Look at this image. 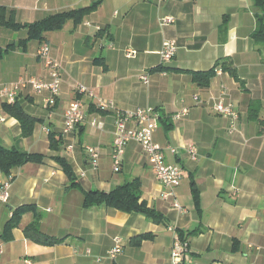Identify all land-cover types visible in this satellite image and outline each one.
<instances>
[{
    "label": "crops",
    "instance_id": "crops-1",
    "mask_svg": "<svg viewBox=\"0 0 264 264\" xmlns=\"http://www.w3.org/2000/svg\"><path fill=\"white\" fill-rule=\"evenodd\" d=\"M98 1L99 7L82 23L70 20L46 34L49 56L60 64L62 80L54 104L47 103L48 90L37 93L28 87L18 93L24 110L40 120L31 137L22 136L19 122L3 109L7 99L0 97V145L46 156L43 163L13 168L10 178L0 171V182L12 179L10 200L0 207V264H172L178 231L189 242L185 264H264V45L253 38L257 14L264 16V11L254 0H0V7L13 10L17 22L31 23ZM164 17L175 22L163 24ZM99 30L105 32L99 35ZM26 38V30L0 28V48L16 45L0 59V87L11 89L21 79L51 81L45 59L38 56L40 43L30 41L25 50L18 46ZM168 40L178 49L163 63L159 53ZM128 50L137 56L127 58ZM224 58L233 60L242 83L221 68L209 87L193 81L192 72L208 71ZM80 87L114 101L119 109H152L162 117L153 140L179 151H166V159L182 169L175 191L184 210L174 208L173 199L161 198L165 188L138 143L127 145L122 169L114 172L115 114L91 111L95 101ZM76 100L83 103L86 120L64 134L65 113ZM218 101L232 103L239 120L217 114ZM252 101L258 102V120L250 116ZM184 109L188 113L175 118ZM90 118L103 126H92ZM52 134L61 140L57 150L51 148ZM190 143L198 148L197 161L187 153ZM88 147L99 152L96 169ZM58 156L72 165L85 190L110 192L139 178L142 200L165 222L105 205L84 208L83 193L70 187ZM23 205L37 208L45 234L65 241L49 246L30 240L24 228L35 219L34 212L25 214L12 238L5 240L7 222ZM198 228L203 231L188 235ZM142 234L154 237L134 246L131 240ZM116 238L122 240L123 252L109 260L106 255Z\"/></svg>",
    "mask_w": 264,
    "mask_h": 264
},
{
    "label": "trees",
    "instance_id": "trees-1",
    "mask_svg": "<svg viewBox=\"0 0 264 264\" xmlns=\"http://www.w3.org/2000/svg\"><path fill=\"white\" fill-rule=\"evenodd\" d=\"M102 1L95 2L90 6L63 11L56 14L49 15L41 20L31 23H19L16 21L15 12L8 11L5 7H0V28H8L10 30H26L27 38L19 42L18 46L26 49L30 41H38L40 46L47 44L45 42L46 34L59 31L63 29L65 24L72 20L76 24H80L84 21L87 15L93 13L101 4ZM255 6L264 11V0H254ZM99 35L105 31L99 30ZM253 38L260 45H264V16L257 14V28L253 33ZM16 45H10L7 49L0 48V59L3 58L6 52L15 48ZM221 68L223 72H228L237 82L242 83L238 77L237 70L234 66V62L231 58L220 59L216 62L215 66L205 72H192L193 81L201 87H209L212 80L216 76V71ZM161 70L162 68H158ZM177 71V70H176ZM179 72V71H177ZM3 109L10 116L15 118L21 127L23 137H31L34 133V129L40 120L30 116L20 103L18 96L14 103H5ZM91 111H97L101 114H106L108 111H102L96 106L90 105ZM250 116L252 119H257L259 116V106L257 101H252L250 105ZM162 121V117L159 118V124ZM51 148L57 150L61 144V140L54 134L50 136ZM46 156L40 153H26L18 150L17 148H7L0 145V171L7 175V178L11 177V170L16 167H21L28 163H43ZM55 160L60 164L65 174L71 181V188L78 189L83 193V207L92 208L95 206L105 205L110 208H114L119 211L127 213H140L144 214L148 218L153 219L157 223H164V216L153 208H150L147 203L142 200V183L139 178H135L124 184L117 186L110 192L101 190H85L81 184L77 181V177L74 173L72 165L62 157H55ZM12 180V179H11ZM193 195L196 207L200 211V198L198 190L195 187L194 181H192ZM29 212L35 213V219L24 228L26 236L35 243L42 245H56L63 243L65 239H59L45 234L40 228L41 214L37 211L34 205H23L14 210L11 219L5 226L4 239L10 240L12 238V230L20 227L22 218ZM202 228L195 229L188 233L189 236L196 235L202 232ZM179 236L182 239H187L184 232L178 231ZM154 235L142 234L134 237L131 243L134 246H140L144 241L153 239Z\"/></svg>",
    "mask_w": 264,
    "mask_h": 264
},
{
    "label": "built area",
    "instance_id": "built-area-1",
    "mask_svg": "<svg viewBox=\"0 0 264 264\" xmlns=\"http://www.w3.org/2000/svg\"><path fill=\"white\" fill-rule=\"evenodd\" d=\"M156 3H163L167 0H149ZM175 19L173 17L162 18L163 24H173ZM177 43L173 40H168L163 43L160 51V56L163 63L170 62L176 52ZM50 47L47 44H43L39 47L38 56L44 58L46 66L50 69L51 81L45 82L31 78L28 80L21 79L14 86L9 89L6 87H0V97L7 99L8 103H14L18 93L22 89L32 87L37 93H42L44 90H48L51 93V97L47 99L48 104H54L57 97L59 96L62 74L60 64L52 59L50 56ZM137 52L134 50H128L126 52L127 58H135ZM143 81H149V75L144 74L142 76ZM82 93L89 95L93 99L96 108L102 111H113L115 114V138L112 147V163L114 172L118 173L122 169L123 157L127 145L131 142L138 143L144 154L148 159V163L155 174L156 179L163 185L165 191L162 192L161 198L165 201L172 200V206L180 211L184 210L182 205L176 199V189L181 185L182 182V169L175 164H169L166 159V151H170L173 155H178L179 151L176 148L168 147L163 148L156 144L153 140V135L159 128V114L152 109H138L136 111L122 110L116 107L114 101L107 100L104 98H96L92 91L87 90L85 87H80ZM195 100L199 98L195 96ZM83 103L81 101H73L66 113L64 123V134L72 133L80 124H82L86 117L83 113ZM214 111L224 117L237 121L240 118L239 112L235 109L232 103H224L218 101L214 105ZM188 111L184 109L181 113H178L175 118H180L186 115ZM2 119L0 118V125ZM92 126L102 127L103 124L97 119L89 120ZM70 150L73 147H69ZM187 153L191 160H198V148L194 143L187 145ZM89 157L91 159L92 166L96 169L99 166V152L94 147L87 148ZM11 179H7L0 182V207L7 204L11 196ZM234 195H238V190L235 191ZM122 240L120 238L115 239V245L112 249L107 252L106 257L109 260H115L122 252ZM90 253V251H88ZM189 252L188 239H182L179 235L177 236L175 243L171 251L172 264H185V257ZM3 254V250L0 248V255ZM101 259L99 258L98 261ZM26 264H31L27 261Z\"/></svg>",
    "mask_w": 264,
    "mask_h": 264
}]
</instances>
